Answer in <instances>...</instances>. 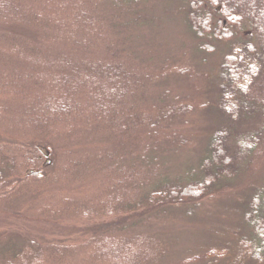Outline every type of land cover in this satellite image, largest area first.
<instances>
[{"label":"rangeland","instance_id":"rangeland-1","mask_svg":"<svg viewBox=\"0 0 264 264\" xmlns=\"http://www.w3.org/2000/svg\"><path fill=\"white\" fill-rule=\"evenodd\" d=\"M7 1L0 0V6ZM19 1L28 8L34 6L52 13L56 23L46 29L33 27L31 21L32 26L20 25L14 17L0 15V173L4 172L0 176V264H124L118 258L126 247L122 253L126 263L131 262L127 258L137 259V263L130 264H185L191 257L194 259L188 264H264V255L258 251L254 258L245 257L247 253L253 255L249 246L254 248L258 243L261 247L262 244L261 240L258 242L257 229L250 237L251 228L245 217L250 198L264 192V153L254 156L251 166L245 170L246 176L233 181L232 187L225 185V189L200 204L192 201L159 212L153 209L141 215L130 213L125 222L129 226H119L125 223L117 224L120 220L116 223L115 218L104 216L106 212L101 209L95 217L79 218L68 210L71 200L64 199L62 189L70 196L86 197L83 200L90 207L103 199L105 191L100 178L107 175L103 172L100 176V171L98 175L89 172L88 176L82 175L79 185H72L70 168L75 164L69 165L73 161L71 148L78 146H70L69 136L66 137L68 131L43 137L42 133L50 132L51 126L47 123L51 122L45 117L41 120L40 112L47 110L43 103L52 98L54 95L49 97L50 93L55 94L59 87L54 79L58 74L54 58L66 51L64 21L60 19L59 0ZM176 1L169 0L170 21L163 22L165 0H146L140 9L148 10L151 6L158 18V27H163L153 31L142 28V32L131 28L132 44L136 42L139 55L147 52L153 55L144 68L143 92L156 97L166 91L164 84H169L170 99L177 96L185 99L181 96L183 91L195 94L196 112L186 124L176 126L178 141L188 142L166 143L160 154L162 173L171 180L185 178L198 170L208 154L210 140L221 122L217 88L222 82L226 55L233 46L240 51L247 48L253 33L247 26L235 29L229 41L216 36L201 40L190 29L186 13ZM111 17L109 15L108 19ZM105 18L106 15L100 14L101 22ZM111 26H108V34L114 38L118 29L114 23ZM213 27L218 28L217 17ZM140 33L145 37L144 42L140 41L141 37L137 40ZM156 33L160 35L158 39ZM34 45L40 51H52L53 61L31 65L27 48ZM201 46L205 47L204 51ZM99 53L94 57H100ZM139 55L131 58L138 74L139 67L143 68L146 63V57ZM171 65L183 67L182 71L190 75L173 73L166 78L167 83L161 79L155 83L149 80ZM40 121L42 123L38 124ZM188 131L192 132L193 139ZM83 139V147L90 151L100 149L105 140L101 135L100 142L93 145L91 138ZM41 142L52 147L56 154L53 163L48 159H41L40 163L30 161L35 158L34 145L43 148ZM151 212L156 213L147 223L146 215ZM109 221L111 225L104 227L106 231L88 232L93 231L97 223ZM260 251L264 252V247Z\"/></svg>","mask_w":264,"mask_h":264},{"label":"trees","instance_id":"trees-1","mask_svg":"<svg viewBox=\"0 0 264 264\" xmlns=\"http://www.w3.org/2000/svg\"><path fill=\"white\" fill-rule=\"evenodd\" d=\"M145 1L57 2L58 7L61 5L60 19L64 21L66 51L54 58L58 70L54 79L58 81L59 87L49 97L54 96L43 103L44 107L47 105V110L40 112L41 120L48 118L51 123H47V126L50 125L51 129L49 133L42 134L48 138L52 133L61 135L68 131L66 137L69 136L70 146H78L76 149L71 148L73 161L69 165L75 164V167L70 168L72 185H79L82 175L88 176L89 172L98 175L100 171V176L107 175L100 178L105 191L103 199L90 207L83 200L86 197L70 196L69 192L62 189L64 199L71 200L68 210L78 216L76 218L95 217L101 209L106 212L104 216L115 218L116 223L120 220L117 223L120 224L127 222L130 213L141 215L153 209L159 212L160 209H172L173 206L192 201L200 204L213 193L225 189V185L230 188L235 184L233 181L242 180L254 156L264 153V0L175 2L185 11L190 29L201 40L216 36L229 41L235 29L247 26L253 31L247 48L240 51L233 46L226 55L222 82L217 88L221 122L210 140L208 154L198 170H193L185 178H176L179 181L174 178L173 181L162 173L160 154L166 143L179 145L188 142L178 141L176 126L186 124L187 119L196 112L195 94L183 91L181 96L186 97V100L179 96L170 99L169 84H164L163 90L166 91L156 97L143 92L146 85L144 68L150 64V56L153 55L150 52L139 55L135 48L136 42L132 44L131 28H139V32H142V28L153 31L154 28L163 27H158V18L151 6L148 10L140 9ZM165 6L163 22H169V0H165ZM3 14L14 17V21L20 25H31V21L33 27L37 25L48 29L56 23L52 13L35 9L34 6L28 8L19 0L4 2L0 6V15ZM100 14L106 15L102 22ZM109 15L112 17L108 19ZM216 17L218 28L213 27ZM104 22L106 25H103ZM112 23L118 29L114 38L108 34ZM59 26L61 28V24ZM141 34L137 40L141 37L140 41L144 42L145 37ZM159 36L157 34L156 39ZM122 37L125 40L119 41ZM123 49L125 53H122ZM200 49L204 51L205 47L201 46ZM27 51L32 60L31 65L53 61L52 51H40L35 45L27 48ZM98 52L97 56L100 57H94ZM137 54L146 57L143 68L139 67L140 74L131 59ZM165 65L168 66V63ZM169 67L172 69L165 67L155 77H150L148 73L149 80L154 83L159 79L166 82L168 75L187 73L182 71L183 67ZM188 134L190 137L192 132L188 131ZM101 135L105 140L100 149L90 151L83 147V138H91V143L96 145ZM41 143L43 148L34 145L35 158L30 161L40 163L48 159L53 163L56 154L52 147L46 142ZM248 211L245 219L251 228L250 237L253 230L257 229L258 242L261 240L263 248L264 192L250 198ZM152 212L146 215L147 223L156 213L152 215ZM110 225V221L100 225L97 223L93 231L88 232L96 234L100 230L106 231L104 227ZM255 246H249L250 254L253 255L247 253L245 257L254 258L257 251L261 256L264 255L260 245L257 243ZM122 253L118 258L121 263H137L135 257L127 258L131 262L126 263ZM193 259H186L184 263L188 264Z\"/></svg>","mask_w":264,"mask_h":264}]
</instances>
